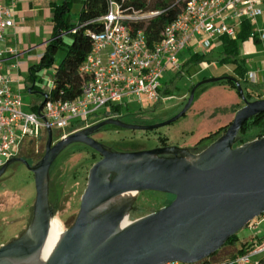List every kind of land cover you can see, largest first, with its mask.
I'll return each instance as SVG.
<instances>
[{
	"label": "water",
	"instance_id": "1",
	"mask_svg": "<svg viewBox=\"0 0 264 264\" xmlns=\"http://www.w3.org/2000/svg\"><path fill=\"white\" fill-rule=\"evenodd\" d=\"M234 83L244 107L226 132L205 149L161 147L115 152L93 136L107 126L129 131H157L171 126L191 109L203 85ZM44 100L37 113L49 99ZM264 113V99L249 101L232 75L201 80L184 109L161 124L141 126L109 118L54 143L47 127L43 158L31 165L25 158L9 160L0 179L14 164L34 174L36 199L29 229L0 247V264H195L207 261L252 221L264 215V137L240 142L244 125ZM85 145L101 160L88 175L74 224L51 240L54 212L50 204V173L72 145ZM157 192L174 201L143 218L129 221L133 195Z\"/></svg>",
	"mask_w": 264,
	"mask_h": 264
},
{
	"label": "built area",
	"instance_id": "2",
	"mask_svg": "<svg viewBox=\"0 0 264 264\" xmlns=\"http://www.w3.org/2000/svg\"><path fill=\"white\" fill-rule=\"evenodd\" d=\"M15 7L16 0H0V169L11 159L24 158L29 148L38 153L40 144L47 140L48 126L57 143L98 121L123 120L124 115L109 114L114 107L170 99L165 96L162 79L166 72H183L185 62L179 60V55L189 46L207 51L222 37L236 40L246 22L251 26V35L243 44L264 42V0H186L182 13L165 28L157 43H152L143 30H134L131 23L155 17L159 12L130 13L109 0V12L96 21L104 29L90 34L91 51L79 69L84 79L81 95L73 100L49 98L42 118L37 112L23 110L22 98L12 88L14 80L2 71L3 54H17L16 50L2 48L6 31L15 25ZM262 69H248L243 80L253 85L264 71V63ZM260 99H264V91L258 94ZM102 109L107 110L106 114L95 118ZM73 120L83 125L74 128ZM257 220L248 227H255ZM195 264H264V238L247 242L232 258Z\"/></svg>",
	"mask_w": 264,
	"mask_h": 264
},
{
	"label": "rangeland",
	"instance_id": "3",
	"mask_svg": "<svg viewBox=\"0 0 264 264\" xmlns=\"http://www.w3.org/2000/svg\"><path fill=\"white\" fill-rule=\"evenodd\" d=\"M53 1L60 3L62 0ZM80 9V4L74 5L71 14L72 22L76 23L79 20ZM48 25L54 26L52 21H49ZM38 34L39 39L33 44L37 46L33 47L30 53L24 54L23 61L27 62L28 65L30 64L29 68L32 66L36 68V65L39 64V56L43 52L41 44L51 39L53 28L46 29L41 26ZM65 42H70L67 36ZM190 48H193L191 52L189 51ZM222 50V48L213 45L211 49L198 53L195 46H189L179 55V60L185 62L187 66L184 67L183 72L179 74L166 72L162 79L166 90L170 93L166 96L170 99L158 103L144 101L142 105L131 103L128 107L124 106L122 107L125 116L123 121L126 120L127 123L134 125L149 126L161 124L178 115L189 99L191 86L201 80H190V74L198 67V64L194 62L190 64L188 61L193 59L194 55H199L205 67H213L217 70L216 74H221L220 70L223 71L224 67H231V64L221 63ZM255 53L254 65L251 64L250 67L253 71H256L260 63H264V42L257 43ZM65 55L66 48L60 49L53 67L38 70L37 86L47 92L52 90L55 68L59 66ZM189 66H192L191 69ZM263 91L264 87L260 86L249 85L245 88V94L249 101L258 100V94L263 93ZM21 97L25 112H28L27 110L31 107L34 99L41 98L28 90L22 91ZM244 105L239 94L228 85H203L196 91L194 103L188 113L171 126L157 131H129L107 126L95 134L93 138L105 146L125 151L161 148L162 138L167 140L169 147L193 149L202 138L230 125L237 111ZM106 112V109H102L95 118L103 117ZM71 123H73L74 128L83 125L79 120H73ZM254 138L255 136L249 135L246 139L253 141ZM46 142L47 140H43L36 154L30 148L24 152V158L32 166L38 163V156H41L40 160L43 158ZM99 158L100 156L94 151L82 147L81 144H76L70 146L51 169L50 204L54 212V220L60 222L63 231H67L74 224L79 214L81 198L87 187L89 171ZM132 198L134 199V209L129 218V221L132 222L170 205L175 199L174 196L157 192H144L133 195ZM35 199L34 174L23 164L12 165L0 179V247L20 238L29 229ZM257 221L255 227L247 226L237 233L238 248L244 241L253 243L264 238V215L259 217ZM236 251L234 247L228 246L214 261L219 262L231 258Z\"/></svg>",
	"mask_w": 264,
	"mask_h": 264
},
{
	"label": "trees",
	"instance_id": "4",
	"mask_svg": "<svg viewBox=\"0 0 264 264\" xmlns=\"http://www.w3.org/2000/svg\"><path fill=\"white\" fill-rule=\"evenodd\" d=\"M120 5L124 10H128L130 13L148 14L159 12L160 14L151 17L147 20L137 23H131L134 30H143L148 39L152 43H157L163 38L165 28L172 24L185 8L186 0H112ZM75 4H80L81 9L79 11V20L74 23L71 20L72 10ZM53 34L46 47L43 56L40 59V63L36 68H33L35 72L45 67H53L56 60V55L60 49L66 48V55L55 68V76L53 82V88L48 94V97L53 100H73L76 99L82 93L84 85V79L79 73V69L85 61L87 55L91 51L92 41L90 34L94 32H100L104 29L102 23L96 22L109 12V0H62L60 3H53ZM77 29L75 33L71 31ZM251 35V26L249 23H244L241 32L236 40H231L228 37L220 38L222 44V64H233L236 66L237 75L234 76L238 79L244 90L248 85V82L243 80L245 73L248 70V65L245 59L240 58L241 46L246 42ZM70 39L69 43L65 42V37ZM256 43H259L256 41ZM199 64L203 62L199 55H194L193 59L188 63ZM186 66V63L184 64ZM227 75V74H224ZM37 76L33 73V80ZM203 79H206L204 77ZM228 85L231 89L237 93V88L234 83L224 82L221 83ZM37 87V86H35ZM194 85L191 86L190 91ZM166 94H170L168 90ZM239 94V93H238ZM110 115H124L123 108H112ZM125 117V116H124ZM126 121V120H125ZM127 122V121H126ZM228 126L222 127L216 132H212L206 137L202 138L196 145L200 150L205 149L217 140L222 134L226 132ZM251 135L255 136L254 139H260L264 137V113L249 120L241 130L239 135L240 142L237 146H240L250 140L246 138ZM162 147L167 146V140L162 138ZM239 242L238 236L232 237L227 244L211 256L208 261L215 262L214 259L228 246L234 247L237 251L232 256H236L242 251V247L248 242L241 243L240 248L237 247ZM231 257V258H232ZM221 262V261H219Z\"/></svg>",
	"mask_w": 264,
	"mask_h": 264
},
{
	"label": "crops",
	"instance_id": "5",
	"mask_svg": "<svg viewBox=\"0 0 264 264\" xmlns=\"http://www.w3.org/2000/svg\"><path fill=\"white\" fill-rule=\"evenodd\" d=\"M56 3L53 0H16V7L14 13V27L8 29L6 31L5 40L3 43V50L13 49L16 50V55H11L9 53H5L2 56V71L5 75L10 76L14 83L12 85L13 91L21 96V92L28 90L33 95H38L41 97L40 99H34L31 107L27 110V113L37 112L39 107L41 106L44 97L41 95H48L51 91L47 92L44 89H41L37 86V77L33 80L32 74L34 73L37 76V72L32 70L35 66L29 68L27 62L23 61L24 54L30 53L32 48L37 46L33 45L39 39L38 32L41 30V26L46 29H52L53 27L48 25L49 21H52L53 17V7L52 4ZM9 5V2L7 3ZM46 23V26H45ZM50 41V40H49ZM48 42L41 44L43 46V52L39 56L40 59L43 56ZM40 45V46H41ZM257 43H247L242 44L241 46V54L240 58L246 60V64L248 65V69L252 70L251 64L254 65L255 62V48ZM214 46L218 48H222V44L220 39H218ZM193 48H190L191 52ZM197 52L201 51L196 48ZM39 65V64H38ZM36 65V67L38 66ZM190 69L192 66H189ZM263 68V64H259V67L256 68V71H259ZM211 69V70H210ZM236 66L231 64V67L223 68L221 74H216L217 70L213 67H205L204 63L201 62L198 64V67L192 71L190 74V80H200L204 77L211 78L215 76H223L224 74L236 76L237 72ZM255 70V68H254ZM263 70V69H262ZM28 72V75L26 76ZM213 73V74H211ZM254 86L264 87V71L259 74L257 82L253 84ZM37 86V87H35ZM166 91V90H165ZM167 94L165 93V96ZM167 97V96H166ZM22 98V97H21ZM170 98V97H168ZM23 101V100H22ZM24 104V102H23ZM25 108H23L24 110Z\"/></svg>",
	"mask_w": 264,
	"mask_h": 264
},
{
	"label": "bare ground",
	"instance_id": "6",
	"mask_svg": "<svg viewBox=\"0 0 264 264\" xmlns=\"http://www.w3.org/2000/svg\"><path fill=\"white\" fill-rule=\"evenodd\" d=\"M62 232H63V229H62L60 222H58L57 220H54L51 240L55 241L56 239H58L61 236Z\"/></svg>",
	"mask_w": 264,
	"mask_h": 264
},
{
	"label": "flooded vegetation",
	"instance_id": "7",
	"mask_svg": "<svg viewBox=\"0 0 264 264\" xmlns=\"http://www.w3.org/2000/svg\"><path fill=\"white\" fill-rule=\"evenodd\" d=\"M201 80H203V79H201ZM201 80H200V81H201ZM200 81H199V82H200ZM199 82H197V83H199ZM197 83H196V84H197ZM196 84H194V86H195ZM193 88H194V87H193ZM191 91H192V90H191ZM191 91H190V93H191ZM93 137H94V136H93ZM100 143H101V142H100ZM81 146L84 147V148H87V149H89V150H92L91 148H89V147H87V146H85V145H81ZM107 147H108V146H107ZM166 147H169V146H166ZM108 148L112 149V150L115 151V152H133V151H140V150H132V151L130 150V151H125V150H118V149H115V148H112V147H108ZM195 149H197V152L201 151V150L198 149L196 146H195ZM66 150H67V149H66ZM66 150H65V151H66ZM65 151H64V152H65ZM92 151H94V150H92ZM141 151H142V150H141ZM143 151H145V150H143ZM64 152H63V153H64ZM94 152L97 153L96 151H94ZM63 153H62V154H63ZM62 154H61V155H62ZM97 154H98V153H97ZM61 155H60V156H61ZM98 155H99V154H98ZM99 156H100V155H99ZM40 158H41V156H38V157H37V159H38L37 162L40 161ZM58 159H59V158H58ZM58 159H57V161H58ZM99 160H101V156H100ZM99 160H98V161H99ZM57 161H56V162H57ZM98 161H97V162H98ZM56 162H55V163H56Z\"/></svg>",
	"mask_w": 264,
	"mask_h": 264
}]
</instances>
